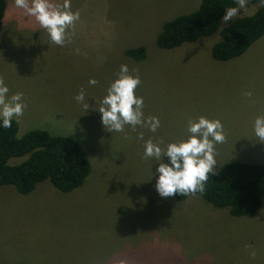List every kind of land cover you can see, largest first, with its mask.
I'll return each instance as SVG.
<instances>
[{"label":"rangeland","instance_id":"1","mask_svg":"<svg viewBox=\"0 0 264 264\" xmlns=\"http://www.w3.org/2000/svg\"><path fill=\"white\" fill-rule=\"evenodd\" d=\"M200 3L71 0L79 20L71 42L57 46L9 0L0 31V79L9 96L22 93L27 105L14 118L17 134L43 130L69 137L87 154L91 170L70 193L49 181L27 195L1 187L0 264H264V197L247 217H232L197 195L161 198L151 178L157 165L143 156L144 141L165 148L187 138L189 120L205 117L224 126L214 172L227 162L264 163V143L253 133L254 120L264 115V34L227 62L210 56L217 33L172 50L156 45L164 22ZM256 10L246 3L222 26ZM138 47L146 50L143 60L125 55ZM121 65L139 76L135 95L143 98L144 116L159 119L155 133L127 125L123 132H108L102 126L95 109ZM90 79L98 83L89 85ZM81 90L87 110L74 99Z\"/></svg>","mask_w":264,"mask_h":264},{"label":"trees","instance_id":"2","mask_svg":"<svg viewBox=\"0 0 264 264\" xmlns=\"http://www.w3.org/2000/svg\"><path fill=\"white\" fill-rule=\"evenodd\" d=\"M246 3L256 5L257 10L222 26L225 10L237 7L238 0H201L195 11L164 22L156 45L162 50H172L217 33L219 40L210 48L212 59L217 62L236 59L264 34V5L260 0ZM8 5L9 0L7 5L6 0H0V31ZM124 53L135 61L146 56L144 47L127 49ZM17 133L14 119L10 128H0V189L12 186L18 194L27 195L39 183L49 181L59 192L70 193L84 183L91 165L76 141L43 130L21 136ZM14 158L20 160L10 161ZM193 195L213 208L228 210L232 217L252 216L260 209L264 197V163H224L214 175L209 174L203 193L172 198L183 201Z\"/></svg>","mask_w":264,"mask_h":264},{"label":"clouds","instance_id":"3","mask_svg":"<svg viewBox=\"0 0 264 264\" xmlns=\"http://www.w3.org/2000/svg\"><path fill=\"white\" fill-rule=\"evenodd\" d=\"M260 2L264 5V0ZM238 4V8L225 10L222 18L225 23L245 7L246 0H238ZM14 6L22 9L26 16L34 17L47 32L51 43L64 46L71 42L74 33L70 30L79 20V12L72 11L71 0H63L59 5L52 0H14ZM128 73V66L121 65L117 78L111 82L100 101V107L95 109L100 114L101 124L108 132H123L127 125L133 129L137 126L146 127L155 133L160 127V121L156 117L144 116L143 98L135 95L141 80L138 75ZM88 83L95 86L98 82L90 79ZM9 91L4 80L0 79V128H10L13 119L23 116L27 107L22 93L9 96ZM246 95L250 97L251 93ZM74 99L85 110L89 109L83 90ZM186 131L188 136L185 140L168 143L165 148L151 139L144 141V158L153 160L157 165L155 171L151 172V178H156L155 190L161 198L203 193L209 174H215L216 145L225 141L221 121L199 117L195 121H188ZM253 133L259 142L264 143V115L254 120ZM138 139H144L142 133ZM164 158H167V162H164Z\"/></svg>","mask_w":264,"mask_h":264}]
</instances>
